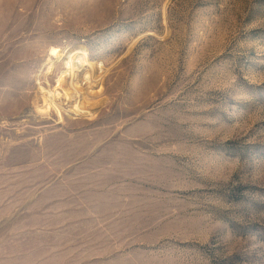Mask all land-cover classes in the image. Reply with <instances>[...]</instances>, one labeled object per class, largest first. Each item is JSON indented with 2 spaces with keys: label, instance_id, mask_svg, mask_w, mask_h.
Listing matches in <instances>:
<instances>
[{
  "label": "rangeland",
  "instance_id": "374dc122",
  "mask_svg": "<svg viewBox=\"0 0 264 264\" xmlns=\"http://www.w3.org/2000/svg\"><path fill=\"white\" fill-rule=\"evenodd\" d=\"M0 264H264V0H0Z\"/></svg>",
  "mask_w": 264,
  "mask_h": 264
},
{
  "label": "bare ground",
  "instance_id": "6f19581e",
  "mask_svg": "<svg viewBox=\"0 0 264 264\" xmlns=\"http://www.w3.org/2000/svg\"><path fill=\"white\" fill-rule=\"evenodd\" d=\"M61 52L62 50L54 46H50L47 50V57L43 66V70H45L42 73L44 84L37 82L38 97L35 101V109L40 114L47 113L48 110H55L58 113L62 109L56 104V99L64 98L70 101L79 97L82 102L70 109V113L92 116L89 110L96 103H90L89 100L98 96L102 91L100 75H96L102 68L101 64L91 61L87 50L83 47L74 48L68 53H63L64 55L60 54ZM62 56L60 69L57 62ZM49 78H53L52 84H49ZM98 78L99 84L96 83ZM93 84L99 86L95 93L91 91Z\"/></svg>",
  "mask_w": 264,
  "mask_h": 264
}]
</instances>
